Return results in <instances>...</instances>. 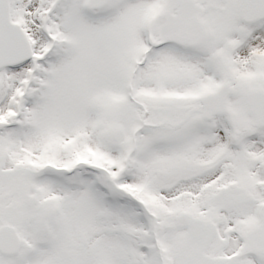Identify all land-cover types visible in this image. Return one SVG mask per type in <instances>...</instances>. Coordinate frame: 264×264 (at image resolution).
<instances>
[{
	"label": "snow or ice",
	"instance_id": "6c2138e0",
	"mask_svg": "<svg viewBox=\"0 0 264 264\" xmlns=\"http://www.w3.org/2000/svg\"><path fill=\"white\" fill-rule=\"evenodd\" d=\"M0 264H264V0H0Z\"/></svg>",
	"mask_w": 264,
	"mask_h": 264
}]
</instances>
